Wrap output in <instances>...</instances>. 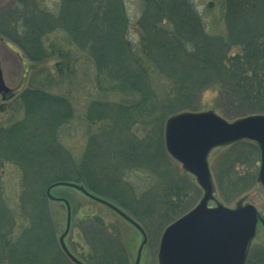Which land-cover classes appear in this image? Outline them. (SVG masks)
<instances>
[{"label":"trees","instance_id":"16d2710c","mask_svg":"<svg viewBox=\"0 0 264 264\" xmlns=\"http://www.w3.org/2000/svg\"><path fill=\"white\" fill-rule=\"evenodd\" d=\"M225 1L229 2L226 9L227 38L220 34L211 37L202 16L196 13L189 0H163L161 5H155L158 0H144L141 5L144 15L138 24V46L126 39L129 21L123 0H18L10 15L3 18L6 21L0 20V35L16 43L32 62L37 63V70L51 59H57L56 66H60L59 59L64 63L62 69L57 68L58 74L40 69V83L43 79L49 86L53 84L52 91L32 87L13 103L10 114L14 116L13 106L19 102L18 108L25 109L27 118L11 125L10 121L7 125H0L1 168L10 162L9 158L6 159L7 147L10 154L7 156L22 161L21 155L14 156V149L10 147L13 144L21 148L18 145L21 141L24 147L32 146L34 142L43 144V166L52 161H60V166L68 165L66 150L62 149L63 146L57 150L63 139L64 127L78 116L71 100L72 90L67 88L69 80L73 81L75 64L83 61V67L90 63L93 65L92 72L89 68L85 70L91 89L85 98L89 102L82 118L87 120L89 129L81 165L76 168L77 174L47 179L43 185V202L34 196L32 201L37 200L38 203L33 209L30 207L32 201L27 200L26 194L29 191L35 193L36 187L27 183V173L22 168L25 176L22 178L21 197L25 211L29 212L30 234L32 232L41 239L47 232L49 210L46 191L49 186L85 179L93 183L86 185L93 196H99L112 208L124 210L133 220L140 219L142 222V195L148 191L133 187L126 175L131 169V172L134 169L142 171L143 166H150L158 175L161 166L171 174L170 178H164V183L169 186L164 199L168 210L166 219L171 217V209L183 208L184 202L171 199L173 194H181L177 186L182 181L167 154L164 127L172 116L186 112L197 114L196 99L205 91L218 88L215 106L223 117L230 114L226 109L227 103L239 111L248 110L241 111V115L234 119L264 117V26L256 29L252 23L256 18H264V0L255 1L253 6H250L253 0ZM46 46H49L51 56H46ZM86 55L89 59L85 58ZM64 76L68 78L65 80ZM158 87L162 91H158ZM75 88L78 89V86ZM88 89L89 86L85 88L86 92ZM61 91L62 94H59ZM96 91L102 98L97 97ZM219 100H222L221 103ZM2 113L8 112L3 110ZM34 120L42 122L38 130L31 126ZM37 132L40 134L36 135ZM102 149L110 161L100 171ZM250 149L258 151V147L250 141L236 142L220 158L218 180L222 191L230 189L234 195H239L255 184L253 173L239 174L235 170L238 165H245ZM101 175H106V181H109L110 175V182L107 183L110 188L104 187V192H98L94 183L96 180L98 185H105ZM157 180L154 188L162 184L160 178ZM184 184L187 186L184 190L187 198L195 194L188 179L185 178ZM153 187L149 190L154 194ZM116 190L131 197L133 203L117 195ZM154 213L157 214V210ZM6 215L4 210L0 211V217L7 219ZM153 216L149 221L151 224L156 223V219L160 222L163 219L161 216L154 219ZM105 233L102 228L92 242L97 264H127L121 254L122 246L113 237L109 240ZM35 242L38 243L36 239L31 243ZM44 245L45 252L53 256L49 264H74L61 248L57 250L51 234H48ZM7 253L12 264L22 256L18 253L17 244ZM23 264L31 263L27 259ZM245 264H264V254L249 256Z\"/></svg>","mask_w":264,"mask_h":264},{"label":"rangeland","instance_id":"374dc122","mask_svg":"<svg viewBox=\"0 0 264 264\" xmlns=\"http://www.w3.org/2000/svg\"><path fill=\"white\" fill-rule=\"evenodd\" d=\"M255 1L257 0L251 1L250 6H253ZM143 2L144 0H123L126 10V17L129 21L126 39L135 46H138L140 44L138 24L140 20H142L144 15L143 6H141ZM161 2H163V0H158V3H156L155 5H161ZM189 2L193 6L196 13H199V15L202 16V22L206 26L207 33L211 37L220 34V36L227 38L228 25L226 22V9H228L227 7H229V2L225 0H189ZM16 3H18V0H0L1 21H6L3 18L7 15H10V11L16 5ZM73 19L75 20V18ZM254 21L252 23L256 29L264 26V18H256ZM0 41H3L5 43H12L16 51L14 55L10 52V55L9 52H5L6 50L3 48L2 43L0 42V71L2 73L6 89H8L9 91L8 94L0 91V125H7L8 121H10L11 125L15 122H21L27 118V113H24L25 109L18 108L19 102L18 105L13 106L14 116L12 115V113L10 114L13 103L18 98H20L21 95L24 94V92L30 90V88L32 87H39L48 91L53 90V84L49 86L44 82L43 79L41 80V82L44 83H40V69L43 70L45 68V71L47 72L58 74L57 68L62 69L64 63L59 59L58 63L60 64V66H56L57 59H51L47 62H44L41 68H38L37 70V63L32 62V60H30L23 53V50L20 49L18 45H16V43L2 35H0ZM48 47L49 46H46L45 48L47 51L46 56H51L52 54L49 51ZM67 50L69 51L70 47H68ZM73 51H75L74 48ZM85 58L89 59L88 56ZM82 64L83 61L82 63L74 65L72 75L74 76L73 81L69 80V85L67 88L68 91L72 90L71 100L74 101V105L76 106L78 111V116L74 118L73 123L64 127L62 131L63 139H61V145L57 147V150H60L59 148L62 146V149L66 150L65 156L68 159V165L60 166V161L59 163L58 161H52L48 165L45 164V166H43V162L45 163V153L42 152L43 148H41L43 144H40L39 142H34L32 146L24 147V144L21 141L18 144L21 145V148H17L16 145L10 144L11 149H14L13 151L11 150L14 156L20 157L21 155L22 161H17L16 158H10V154L7 152L8 147L5 149L6 159L8 160L9 158L10 160L8 161L10 162L5 163L2 168L0 167V211L4 210L5 214H7V219H4V217H0V264L13 263H11L7 252L16 244L18 245V253H20L22 256L21 258H19L21 260H19L18 258L15 260V264H23L24 262H27V259L31 264H49L50 259L51 257L53 258V256L52 253H49L47 251L45 252L46 246L44 245L45 239L48 237V234H51V236L54 238L57 250L61 247L60 242L62 239L63 245L66 247L68 252L75 259H77L80 264H97V258L94 255L92 242L93 239L97 237V233L102 230L103 225L106 228L104 230H106L107 234H111L115 242L119 243L122 246L121 254L123 255L125 263L165 264L166 261L164 259L165 257H163V254L161 253V246L162 240L167 230L172 225H174L177 222L176 220L189 209L198 208L207 195L206 190L200 185L198 178L194 174L190 173L183 166V164L176 160L168 149V126L170 122L177 116H172L167 119L164 127V135L167 154L169 155V159L170 161H172L174 167L177 168V172L180 173V181H182L177 186V188L182 191L181 194H178L179 196L173 194L174 196L171 197V199L172 201L176 200L181 203L184 202L185 206L178 210L174 209L175 211L171 209V217L169 219H166V212L168 210L166 207L167 205L164 203V199L166 197L165 191L169 186H167L168 183H164V178H170L171 174L168 172V170H163L161 166L159 167V175L157 174L156 170L150 169V166H143L142 171L134 169L131 172V169L130 172L126 175V177L128 176L127 181L132 183L133 187L141 188L143 192L148 191L146 194H143L142 192V218L140 217L142 222H140V219H137L136 222L140 227H142L146 235L149 237V247L141 250V246L144 241L143 235H141L139 231L133 229V227L128 224L126 220L120 217L116 212L109 209L105 205H101L99 202H96L91 198L93 194L87 190L88 186L86 187V185L93 183H91L89 179L85 178H83L85 180L78 181L77 183H68L69 185L54 188L48 194L47 191L50 186H53L56 183H53L49 186L46 191L48 200L47 207L49 210V218L47 217L48 229H45L46 226L44 228L45 230H47V232L43 233L44 235L41 236V239L40 237H35V234L32 232L30 234V221L28 218L29 212H27V210L25 211L22 205L21 197L22 178L25 176L23 170L27 173V183H29V185L32 184L34 187H36L35 193H33V191H29L26 194L27 200L31 202L32 198L36 196L40 199L41 202H43L42 195L44 191V182L47 179L53 178L55 176L58 178H63L76 175L78 172V169L76 168L77 166L79 167L81 165L83 152L85 151V148L87 146L86 133L89 129V124L87 123V120L85 118H82V113L87 103L89 102V100L87 101L85 98L88 96V93L91 89V84H89L91 81L85 70L89 68V70L92 72L93 65L90 63L89 65L87 64V66L83 67ZM63 78H65L66 80L68 77L64 76ZM81 85L84 88L83 93ZM77 86L78 89L75 88L74 90L73 87ZM88 86L89 89L86 92L85 88ZM158 91H162V88L158 87ZM218 92V88H211L202 93L196 99V105L198 107V112L196 113L213 114L230 124L243 120L240 118V120L238 118L234 119V117H238V115H241L243 111L248 110L244 109L241 110V112L229 103H227L226 109L230 114L229 116L223 117L220 109L216 108L215 106ZM59 94H62V91L59 92ZM96 94L97 97L102 98V95H100L99 92L96 91ZM221 101L222 100H219V103H221ZM3 110H6L8 113H2L1 111ZM184 114L195 113L186 112ZM40 123L42 122L34 120L31 121V126L34 128V130H38L40 127ZM99 127L100 126H97V128ZM39 134V132L36 133V135ZM250 143L257 146L258 151H252L251 149L248 150L250 152L249 159H247L245 165H238L235 170L239 174L244 172L253 173L252 176L255 175L256 182L251 188L239 195H234L230 189L222 191L220 189L218 180V162L220 158L230 149L231 145L214 147L209 151L206 159L212 190L211 195L207 200V208L209 210L228 209L234 211L246 207H252L255 212L256 229L247 246L245 255V258L247 257L246 260L249 256H255L258 253L262 254V251H264V181L262 176L264 154L262 149L256 143ZM2 150L4 151L3 148ZM103 151L104 149H102L99 157V167L101 169H99V167L98 169L100 171H102V168L104 166L107 167V164L110 161V159L108 161V157ZM22 163H24V165ZM122 168L124 167L122 166ZM105 176L106 175H101V177L104 178V181H106ZM157 178H160V180H162V184L157 188H154L153 186L155 185V182L158 181ZM185 178L186 180H189L190 189L193 193H195L191 194L188 198L186 197L188 195H186V193L184 194V190H186L187 187L184 184ZM108 182H110V175L109 181H106L105 185H98V182L94 180L95 185L98 187V192L101 190L104 192V187L110 188L107 184ZM151 187H153V189L155 190L154 194L149 190ZM81 190H84V193ZM115 193L121 196V198H128V201H130L131 197L124 196L121 191L116 190ZM87 194L91 196L89 197ZM138 197L140 198L141 196ZM177 197H180L181 199L179 198V200H177ZM61 198L69 200L71 206L69 203L60 201L59 199ZM161 199H163V201H161ZM110 200L113 201L112 199ZM37 203V200H33L30 207L34 209ZM154 210H157V214L154 213ZM122 211L124 212V210ZM151 216H153L154 219L161 216L163 219L161 220V222L159 221L160 219H156V223L151 224L149 223V221L152 220ZM144 219L148 221H145ZM34 239L37 240V244L36 242L34 244L31 243ZM8 241H10L9 244ZM35 255H38L37 259L35 258Z\"/></svg>","mask_w":264,"mask_h":264},{"label":"water","instance_id":"95a60500","mask_svg":"<svg viewBox=\"0 0 264 264\" xmlns=\"http://www.w3.org/2000/svg\"><path fill=\"white\" fill-rule=\"evenodd\" d=\"M0 91H8L1 72ZM243 140L257 143L264 154V117L230 124L213 114H183L170 122V153L198 178L207 195L198 208L167 230L161 246L165 264H244L256 229L255 212L252 207L234 211L207 208L212 190L206 161L214 147ZM262 176L264 181V166ZM60 185L50 187L48 193Z\"/></svg>","mask_w":264,"mask_h":264},{"label":"flooded vegetation","instance_id":"af4514ba","mask_svg":"<svg viewBox=\"0 0 264 264\" xmlns=\"http://www.w3.org/2000/svg\"><path fill=\"white\" fill-rule=\"evenodd\" d=\"M1 43H2V46H3V48L6 50L5 52H9V54L11 55V53L14 55L15 53H16V51H15V49H14V47H13V44L12 43H10V42H8V43H5V42H3V41H0ZM11 52V53H10ZM18 54V53H17ZM1 72V71H0ZM4 93V92H3ZM9 93V91H7V92H5V94H8ZM2 112V111H1ZM191 211L189 210L188 212H187V214H189ZM186 214V215H187ZM129 216V215H128ZM132 218V217H131ZM135 221V220H134ZM135 223H136V221H135ZM100 224H103V223H100ZM130 224V223H129ZM132 227H133V229H135V230H137V231H139L140 233H141V235H143V237H144V239L146 240V244L144 245V247L142 248V249H144V248H146V247H149V244H150V239H149V237L146 235V233H145V235H146V237H145V235H144V232H142V230L140 231V230H138L137 228H136V226H134V225H132V224H130ZM99 226H101V225H99ZM103 227V229H106L105 228V226L103 225L102 226ZM98 228V227H97ZM142 228V227H141ZM95 230H96V227H95ZM105 232H106V230H105ZM105 235H106V237H108V239L110 240L111 239V234H107V232L105 233ZM144 242V241H143ZM142 247V246H141ZM262 253L264 254V251H262ZM251 255V254H250Z\"/></svg>","mask_w":264,"mask_h":264}]
</instances>
